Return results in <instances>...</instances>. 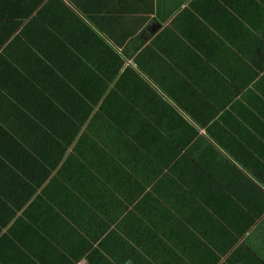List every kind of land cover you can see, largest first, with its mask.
I'll return each mask as SVG.
<instances>
[{"label":"crops","instance_id":"crops-1","mask_svg":"<svg viewBox=\"0 0 264 264\" xmlns=\"http://www.w3.org/2000/svg\"><path fill=\"white\" fill-rule=\"evenodd\" d=\"M40 9L47 51L0 45V131H56L49 120L85 103L101 122L35 193L32 174L3 178L0 264H264V0ZM9 18L13 40L33 16ZM15 59L48 78L43 96L15 81Z\"/></svg>","mask_w":264,"mask_h":264},{"label":"trees","instance_id":"trees-1","mask_svg":"<svg viewBox=\"0 0 264 264\" xmlns=\"http://www.w3.org/2000/svg\"><path fill=\"white\" fill-rule=\"evenodd\" d=\"M26 1H29L33 6L24 11L23 4ZM44 1L45 0H0V12L2 17V23H0V45L3 47L9 43L7 48L3 51V56H8V52L14 50L19 41L25 42V40L28 41V44H25V49L28 52L34 48L40 51L43 50L44 52L47 51L49 37L54 35L51 29L52 26L47 22L46 14L40 11V5ZM50 5H52V3L49 1L47 7ZM45 6L46 5H44V7ZM20 12L22 20H27L32 16L33 18L29 22L27 28L24 29L25 34L17 38L15 37L12 40L11 37L20 28L21 21L13 22L9 17L18 16ZM8 20H10V23H8ZM26 63L25 59H15L14 62H11V64L6 67L9 69V73L13 75L16 82H21L22 84L31 82V84L37 85L39 90L34 88L35 92L38 90V95L43 96V86L41 84H44V81L45 83H49L47 82L48 78L38 79L36 75L30 74L32 81H28L25 68ZM84 74L91 75L92 73ZM118 76L119 73L109 75V80L115 81ZM82 89L87 90L86 88ZM119 89L120 85L118 84L116 90ZM86 96L88 97L89 94L86 93ZM100 97H102V94L97 93L96 100ZM79 107L80 109L82 108L81 112H83L80 115L74 114L71 112L72 108L69 109L67 107L66 111L68 112L65 111L66 113L63 115L49 120L48 123L55 126L57 128L56 131H0V192H8V186H10V182L2 180H9L11 176L25 177L26 175L32 174V185L29 184L26 186V190H28L27 192L35 193L43 186L45 181L58 170V166L61 162L65 161L64 165L61 166L62 169H60L55 176L63 175V171L68 169L72 161H79V154H82L83 148H86L89 143H92L90 139L91 131L98 121L97 117L89 123L93 113V107L90 104H80ZM100 122L101 121H98L97 124ZM88 123V127L84 130V127ZM214 132L215 131H209L210 136L215 137ZM231 132L232 131H229V133ZM221 144H224V142ZM74 145L75 147L72 153L68 154L70 148ZM229 152L232 153V151ZM256 154L259 155L260 152H256ZM25 160L27 163L31 161V163H26L27 169L26 166H24ZM10 164L15 168L10 166ZM45 164H47V166H45ZM261 168L264 170L263 166ZM26 170L30 171L27 172ZM53 184H55L54 180ZM28 197L24 198L22 202H27ZM5 202V204L0 205V210L3 209L2 207H10L8 205L10 201L7 200ZM22 205L23 203L17 208H21ZM10 217L11 215H7L1 216L0 218H4L7 221Z\"/></svg>","mask_w":264,"mask_h":264}]
</instances>
